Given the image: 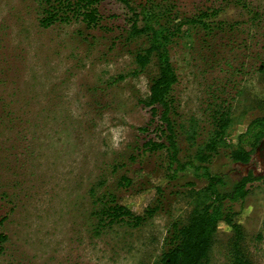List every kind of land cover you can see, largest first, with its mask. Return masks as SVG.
Here are the masks:
<instances>
[{"label":"rangeland","instance_id":"374dc122","mask_svg":"<svg viewBox=\"0 0 264 264\" xmlns=\"http://www.w3.org/2000/svg\"><path fill=\"white\" fill-rule=\"evenodd\" d=\"M130 1L136 7L149 1L156 14L171 12L177 21L220 10L213 33L190 30L172 47L175 95L181 120L199 121L198 143L209 135L212 109L230 104L236 142L264 111V0ZM100 11L112 31L88 30L79 21L45 28L39 0H0V220L6 217L0 234L7 236L0 264H153L171 223L188 214L186 182L205 184L191 169L164 185L162 207L144 226L96 232L91 188L129 195L153 186L167 167L164 151L138 153V128L150 119L139 100L149 94L157 66L117 80L136 68L133 51L147 38L127 44L119 36L127 23L124 2L104 0ZM179 144L181 160L193 159L197 146L183 135ZM229 153L222 148L209 166L228 188L245 176ZM122 175L136 177L132 187H119ZM236 221L250 264H264L263 181L254 183ZM233 235L219 223L208 264H233Z\"/></svg>","mask_w":264,"mask_h":264},{"label":"trees","instance_id":"16d2710c","mask_svg":"<svg viewBox=\"0 0 264 264\" xmlns=\"http://www.w3.org/2000/svg\"><path fill=\"white\" fill-rule=\"evenodd\" d=\"M103 1L39 0L42 5L39 23L48 28L57 22L79 21L88 30L110 32L113 29L106 24L100 11ZM120 1L124 2L128 16L127 23L120 28L119 36L127 44L147 38V44L133 51L136 68L131 73L119 75L117 80L125 79L128 75L137 76L152 63L157 66V74L150 80L149 94L139 100L149 111L150 119L138 128L139 134L143 136L138 153L164 151L167 167L162 177L153 179V186L129 195L109 191L98 194L95 187L91 188L90 195L96 205L92 211L96 219V232L115 227L137 229L144 226L162 207L164 185L191 172V169L199 170L205 184L196 187L194 183L186 182L188 214L171 223L164 238L162 252L153 264H208L220 222L226 223L234 233L231 242L233 264H250L242 245L244 230L236 217L243 209L254 183L264 182V175L249 172L228 188L225 176L214 173L209 166L222 148L230 149L229 159L232 163L248 164L264 143V111L253 118L245 131L237 135L236 142L232 143V108L230 104L217 105L211 112L209 135L198 143L201 134L199 121L194 117L186 123L181 120L180 103L175 95L179 74L172 61V47L186 37V32L189 34L190 30L201 29L206 34L213 33L217 25L212 24L211 19L220 10L201 11L195 17L177 21L178 18L173 19L171 12L156 14L149 1L139 7L134 6L130 0ZM243 6L249 8L245 4ZM111 16L112 19L117 18V15ZM182 135L191 146H197L193 159L187 161L180 158L179 141ZM135 173L143 172L137 170ZM135 179V176L122 175L118 185L120 188H130ZM103 185L104 181L97 184L100 187ZM5 220L6 217H3L0 225ZM6 239L7 236L1 233L0 241L5 242Z\"/></svg>","mask_w":264,"mask_h":264},{"label":"water","instance_id":"95a60500","mask_svg":"<svg viewBox=\"0 0 264 264\" xmlns=\"http://www.w3.org/2000/svg\"><path fill=\"white\" fill-rule=\"evenodd\" d=\"M236 170L241 175H247L249 172H253L255 175H264V143L248 164H238Z\"/></svg>","mask_w":264,"mask_h":264}]
</instances>
